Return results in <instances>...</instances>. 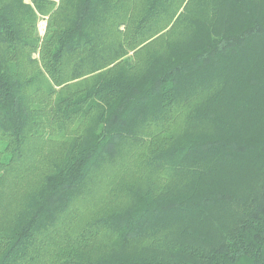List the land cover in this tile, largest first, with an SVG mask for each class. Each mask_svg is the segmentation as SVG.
Returning a JSON list of instances; mask_svg holds the SVG:
<instances>
[{"label": "trees", "instance_id": "16d2710c", "mask_svg": "<svg viewBox=\"0 0 264 264\" xmlns=\"http://www.w3.org/2000/svg\"><path fill=\"white\" fill-rule=\"evenodd\" d=\"M31 2L0 0V264H264V0Z\"/></svg>", "mask_w": 264, "mask_h": 264}, {"label": "rangeland", "instance_id": "374dc122", "mask_svg": "<svg viewBox=\"0 0 264 264\" xmlns=\"http://www.w3.org/2000/svg\"><path fill=\"white\" fill-rule=\"evenodd\" d=\"M55 1V4H54V6L52 7L53 8V11H52V13H55L56 12V10H58L59 12H62V13H64V8H60L59 9V5H60V0H54ZM25 2L27 3V4H29L33 9H34V12L36 13L37 11H36V8L34 7V5L32 4V2H31V0H25ZM64 6V5H63ZM26 18L28 19V20H31V19H34L35 18V16H34V14H30V15H28V16H26ZM49 18H50V16H45V17H40L39 18V21H38V25H37V31H38V37H40V38H42V37H44V35L46 34V32H47V30H48V22H49ZM257 183H256V180H251L249 183H248V185H247V189H249V190H251L252 189V191H255V189H256V187H255V185H256ZM100 208V207H99Z\"/></svg>", "mask_w": 264, "mask_h": 264}]
</instances>
